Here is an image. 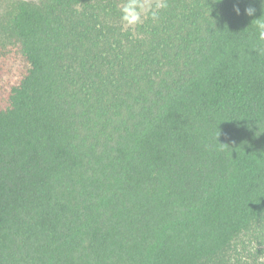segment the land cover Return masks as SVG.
Returning a JSON list of instances; mask_svg holds the SVG:
<instances>
[{"label":"trees","instance_id":"16d2710c","mask_svg":"<svg viewBox=\"0 0 264 264\" xmlns=\"http://www.w3.org/2000/svg\"><path fill=\"white\" fill-rule=\"evenodd\" d=\"M263 257L264 0L9 4L0 264Z\"/></svg>","mask_w":264,"mask_h":264},{"label":"rangeland","instance_id":"374dc122","mask_svg":"<svg viewBox=\"0 0 264 264\" xmlns=\"http://www.w3.org/2000/svg\"><path fill=\"white\" fill-rule=\"evenodd\" d=\"M13 1H17V0H0V15L2 14V12L6 10L9 4H11ZM23 1L38 2L39 0H23ZM157 1L158 0H144V8L145 9L150 8ZM261 260L264 263V257Z\"/></svg>","mask_w":264,"mask_h":264}]
</instances>
